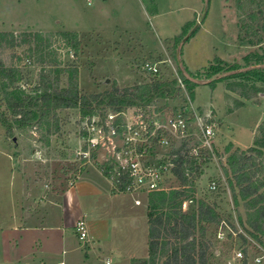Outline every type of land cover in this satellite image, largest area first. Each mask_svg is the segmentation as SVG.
Listing matches in <instances>:
<instances>
[{"label":"rangeland","instance_id":"1","mask_svg":"<svg viewBox=\"0 0 264 264\" xmlns=\"http://www.w3.org/2000/svg\"><path fill=\"white\" fill-rule=\"evenodd\" d=\"M147 1L0 0V32L7 33L0 43V220H8L11 214L10 198L16 189L11 169L18 170L21 163L36 182L46 183L58 192L77 176L95 173L108 185L96 202L108 213L104 215L118 220L119 230L132 240L123 246L128 264L148 261V211L158 206L161 192L177 190H186V197L179 198L183 210L193 211L198 202L204 201L218 214V222L204 224L203 236L196 231L198 239L210 243L207 264H243L236 258L239 250L246 264H264V258L254 262L255 257L264 254V222L258 231L248 223L257 215L259 204H251L255 195L244 199L238 188L233 190L227 182L233 152L245 151L257 157L247 150L258 148L264 160V147L254 144L260 134L257 127L264 123V91L256 94L251 87L254 83L264 90V83L244 74L252 68L264 74V0H157L160 11L156 19L151 18ZM187 21L192 24L184 31L182 26ZM27 32L37 35L26 36ZM59 32H76L79 48L75 51L71 40ZM178 35L184 40L174 48L173 39ZM145 60L158 63L156 80L176 79L179 91L149 103L144 98L140 105L151 104L169 112L188 110L192 115L196 111L215 130L216 155L206 165L197 166L199 175L191 171L186 189L175 177L167 180L164 190L155 193L131 195L112 188L100 171L108 157L106 151L95 152L91 162L77 156V108L58 109L55 116L51 113L42 118L37 114L25 123L15 121L10 103L17 96L37 97L36 89L45 80L65 87L70 70H76L81 94L110 90L113 80L120 87L117 79L124 87L146 84L148 73L141 68ZM180 72L189 78L187 82ZM105 78L110 79L109 84L103 83ZM213 79L221 81L212 89ZM2 117L8 119L5 126ZM7 126L11 134L6 133ZM256 160L259 162L258 157ZM256 177L263 179L260 173ZM212 180L217 183L215 190L209 189ZM135 199L140 204H135ZM108 207L116 209L114 215ZM55 214L52 208V222ZM219 232L224 238L218 237ZM67 238L72 254H82L71 228ZM102 254L99 259L93 250L87 264H103L106 256L104 251ZM109 257L112 264H126L114 253Z\"/></svg>","mask_w":264,"mask_h":264},{"label":"trees","instance_id":"2","mask_svg":"<svg viewBox=\"0 0 264 264\" xmlns=\"http://www.w3.org/2000/svg\"><path fill=\"white\" fill-rule=\"evenodd\" d=\"M147 2L151 5L148 12L154 15L157 11L154 0H148ZM191 22L185 23L183 26L184 31L191 26ZM6 35L7 33L0 32V43ZM25 35L34 36L37 33L27 32ZM59 35L65 39H70V46L75 51L79 48L80 42L76 32H59ZM173 40V47L175 48L178 43L182 44L184 39L178 35ZM216 59L221 61L220 58ZM75 72L76 70H70L67 86L65 87H60L55 83L51 84L50 81L43 79L42 82L45 80L43 84L36 89L38 92L37 97L17 96L16 100L14 99L9 105L15 115V121L25 123L37 114H39V118L47 117L51 113L52 116H55V111L58 109L77 108L82 115L94 114L97 111L103 113L105 108L116 111L127 106L140 105L144 98H147V102H150L157 97H167L171 93L179 91L176 88V79L170 81L154 79L146 84L125 87H119L117 82L113 80L110 90L81 94ZM244 74L257 77L255 80L264 83V74L258 68L248 69ZM180 75L184 82L188 81L189 78L184 76L182 72H180ZM11 76L9 74L10 85L14 84ZM219 81L221 80L213 79L210 83L212 84L211 88L213 89L214 84ZM251 87L253 90L255 89L256 94L264 91L254 83ZM191 96L193 98V92ZM243 96L247 98L246 95ZM239 105H242V103H239ZM7 121V118H1L4 126ZM257 130L260 134L255 138L254 144L261 148L264 147V123H261ZM6 133L11 134L9 126L6 127ZM238 151L230 155V176H228L227 182L233 190V187H237L240 196L244 199L255 195V198L251 200V204L254 207L259 204L256 209L257 215L254 220H249L248 223L255 231L262 230L260 225L264 222V160H261L263 153L261 149L248 148V152H255L259 159L258 162L257 157L251 155V153L246 154L245 151ZM193 164L194 162H191V170L195 169V175L197 176L199 175L198 167H194ZM100 171L105 177L108 176L107 169L100 167ZM173 173L183 189H186L189 181L182 168V161L173 168ZM259 173L263 175V179L256 177ZM123 188L124 186L121 184L119 190H123ZM160 194L161 196L157 200L158 206H151L147 215L148 261L143 260L138 264H207L210 243L202 237L198 239L196 231H199L203 236L206 232L204 224L218 222L216 211L204 201L198 202L196 209L193 211L192 209L191 211L183 210L179 198L186 197V190H177L169 194L161 192ZM255 238L258 240L257 237ZM242 263L246 264L245 258L242 259Z\"/></svg>","mask_w":264,"mask_h":264},{"label":"built area","instance_id":"3","mask_svg":"<svg viewBox=\"0 0 264 264\" xmlns=\"http://www.w3.org/2000/svg\"><path fill=\"white\" fill-rule=\"evenodd\" d=\"M141 68L148 73V82L156 79L154 76L160 72L155 60H145ZM190 113L188 110L164 111L151 104L86 115L79 112L77 156L79 160L91 162L95 152L106 151L108 157L102 168L108 170L106 178L119 192L137 195L162 191L170 177L176 178L173 168L180 161L188 179L191 171H195L191 170V162L194 167H202L216 155L212 124L204 121L196 111L193 115ZM160 150L164 151L159 153ZM121 184L123 190H119ZM216 188L217 183L212 180L209 189ZM134 203L140 204V201L135 199ZM74 228L78 239L87 241L86 220L78 219ZM218 237L224 238V233L219 232ZM236 258H245L242 250L236 253ZM263 258L264 254L259 255L254 262L259 263ZM104 264H111V261L106 258Z\"/></svg>","mask_w":264,"mask_h":264},{"label":"crops","instance_id":"4","mask_svg":"<svg viewBox=\"0 0 264 264\" xmlns=\"http://www.w3.org/2000/svg\"><path fill=\"white\" fill-rule=\"evenodd\" d=\"M154 2L157 11L151 18L156 19L160 10L157 0ZM142 7L148 15L144 4ZM117 81L120 87H124L121 80ZM251 133L254 136L253 131ZM250 144L251 141L247 146ZM21 165L18 170L11 169L16 187L10 198L11 214L8 220H0V264H87L93 250L99 259L104 251L105 259H109L111 264L109 254L113 253L128 264V253L123 246L132 243V240L119 230L118 220L104 215L107 212L96 202V197L108 186L96 177L97 174L83 173L58 192L46 183L36 182L33 174L24 167L25 163ZM52 208L56 211L54 222L49 220ZM108 210H113L112 215L116 211L112 207ZM80 218H85L88 223V239L85 242L78 239L74 228ZM68 228L73 230L82 254H72L67 238Z\"/></svg>","mask_w":264,"mask_h":264},{"label":"water","instance_id":"5","mask_svg":"<svg viewBox=\"0 0 264 264\" xmlns=\"http://www.w3.org/2000/svg\"><path fill=\"white\" fill-rule=\"evenodd\" d=\"M103 83H105V84H109V83H110V79H109V78H105V79L103 80Z\"/></svg>","mask_w":264,"mask_h":264}]
</instances>
